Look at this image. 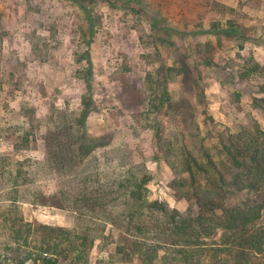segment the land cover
I'll use <instances>...</instances> for the list:
<instances>
[{"label":"rangeland","instance_id":"374dc122","mask_svg":"<svg viewBox=\"0 0 264 264\" xmlns=\"http://www.w3.org/2000/svg\"><path fill=\"white\" fill-rule=\"evenodd\" d=\"M257 128L264 0H0V264L20 255L22 222L33 257L66 239L55 226L76 236L55 264H141L132 222L147 220L145 243L169 241L168 213L197 212L184 152L229 176L228 149ZM225 192L226 207L255 199ZM140 195L166 208L162 225Z\"/></svg>","mask_w":264,"mask_h":264},{"label":"trees","instance_id":"16d2710c","mask_svg":"<svg viewBox=\"0 0 264 264\" xmlns=\"http://www.w3.org/2000/svg\"><path fill=\"white\" fill-rule=\"evenodd\" d=\"M257 131V137L231 144L228 159L234 171L229 176L217 168L210 156L207 162H201L191 152H184L187 173L184 181L195 200L197 212L195 215H183L177 211L168 213L166 228L169 241L145 243L142 226L147 220L144 219L142 226L132 222L138 232L130 231L133 236L130 248L139 256L141 264H245L252 253H264V225L258 222L264 207V131L259 128ZM84 148V145H79L78 153L86 154ZM227 186L247 189L254 193L255 199L244 207L223 206ZM128 194L134 200L137 193L132 190ZM136 200L137 207L145 205L148 213L156 212L150 223L155 222V228L159 226L167 214L166 208L160 202L147 200L141 195ZM216 208H222V213L216 214ZM30 225L28 222L20 223L14 242L20 255L13 259L8 257L10 264H23L29 259L33 264H38V260L40 264H55L62 248L73 250L76 236L72 229L43 226L50 232L63 234L66 239L57 241L56 236L53 240L43 239L33 257L28 242ZM217 228L222 229L220 241H209Z\"/></svg>","mask_w":264,"mask_h":264}]
</instances>
